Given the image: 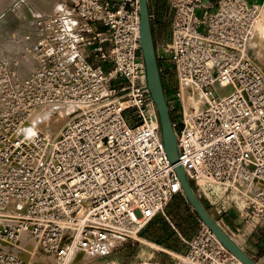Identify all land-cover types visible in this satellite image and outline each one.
Returning a JSON list of instances; mask_svg holds the SVG:
<instances>
[{
    "label": "built area",
    "instance_id": "2783aa9c",
    "mask_svg": "<svg viewBox=\"0 0 264 264\" xmlns=\"http://www.w3.org/2000/svg\"><path fill=\"white\" fill-rule=\"evenodd\" d=\"M205 2L172 0L171 39L158 48L176 73L179 163L219 212L235 207L264 225V70L251 58L261 7L219 0L209 10ZM140 23V0H76L39 19L36 71L7 73L0 232L30 231L58 264L110 255L114 237L139 238L185 195L148 86ZM43 104L74 107L56 134L25 130ZM186 242L191 264H238L204 222ZM0 264L32 263L0 245Z\"/></svg>",
    "mask_w": 264,
    "mask_h": 264
},
{
    "label": "rangeland",
    "instance_id": "374dc122",
    "mask_svg": "<svg viewBox=\"0 0 264 264\" xmlns=\"http://www.w3.org/2000/svg\"><path fill=\"white\" fill-rule=\"evenodd\" d=\"M75 2L76 0H0V116L5 111L1 105V94L3 91H6L7 73L9 76L15 73L19 79L28 76L22 73L19 74L18 65L23 58L29 56L28 53L31 57L33 56V40L38 30L39 19L53 14L57 9V11L61 10L60 12H62L64 7H71ZM256 4L261 7V17L264 12V1H259ZM158 48L157 54L159 58ZM253 49L255 53V46H253ZM159 62L160 67H162V59L159 58ZM162 76L164 81H166L167 88L170 89L169 86L172 85V92L175 94L176 73L174 68L163 62ZM10 82L11 84L14 83L13 78L10 79ZM13 113L16 114L15 111ZM171 115L173 119L181 117L179 105L177 109H172ZM67 119L68 115L64 123ZM64 123L57 130H49V133L57 132ZM200 197L204 201L205 198L203 196ZM138 240L139 238L118 240L116 249L110 255L97 258H84L72 264H153V261H164V264H191L187 253L181 254L179 257H173L167 253L157 252L158 257L151 259L150 254L153 249L145 241ZM39 253L36 251L34 254L41 256ZM34 254L30 255L29 258L31 261L36 262L34 258L37 256ZM53 264H58V262L54 260Z\"/></svg>",
    "mask_w": 264,
    "mask_h": 264
},
{
    "label": "crops",
    "instance_id": "0c3cea01",
    "mask_svg": "<svg viewBox=\"0 0 264 264\" xmlns=\"http://www.w3.org/2000/svg\"><path fill=\"white\" fill-rule=\"evenodd\" d=\"M218 1L206 0L203 7L215 10L218 7ZM249 1L256 4L262 0ZM149 6L154 39L158 48L171 39L174 7L172 0H149ZM164 85H166L167 99L174 107L176 99L171 89L172 85L169 86L170 89L167 88L166 81ZM204 202L228 233L236 238L254 259L264 264V225L245 219L235 207L219 212L206 198ZM202 223L203 220L188 198L183 194H178L145 226L138 241H145L153 249L150 254L151 259L158 257L157 252L179 257L181 254L188 253L189 247L186 240L194 236ZM163 262L153 261V264H164Z\"/></svg>",
    "mask_w": 264,
    "mask_h": 264
},
{
    "label": "water",
    "instance_id": "95a60500",
    "mask_svg": "<svg viewBox=\"0 0 264 264\" xmlns=\"http://www.w3.org/2000/svg\"><path fill=\"white\" fill-rule=\"evenodd\" d=\"M140 15L141 49L146 64L148 86L159 113L161 133L166 151L171 161L176 164V170L181 179L185 196L196 209L203 222L209 225L229 251L239 256L246 264H261L250 256L213 216L205 202L194 189L185 168L179 163V144L157 54L149 0H140Z\"/></svg>",
    "mask_w": 264,
    "mask_h": 264
},
{
    "label": "bare ground",
    "instance_id": "6f19581e",
    "mask_svg": "<svg viewBox=\"0 0 264 264\" xmlns=\"http://www.w3.org/2000/svg\"><path fill=\"white\" fill-rule=\"evenodd\" d=\"M57 10L55 12H53V14L61 11V10H59V11H57ZM259 18L260 19L258 20V23H257L258 24L257 25V32L254 35V38L252 40L253 46H255L256 50H255V53H254V49L252 50L251 58L264 70V67H262V65H264V61H263V59H264V12L261 15V17H259ZM36 35H37V33H36ZM28 55H29L28 57H25V58H23V60H21V63L19 62V65H18L19 74L22 73L24 75L29 76L36 71L38 62L35 58H33V56L31 57V55L29 53H28ZM254 55H255V58H254ZM188 101H190L192 103H196V104L202 103V99L198 98V97L189 98ZM73 111H74V107L72 105L43 104V105L37 107L31 113V115L29 117V122L27 123V125H24V127L26 130L35 129V130H42L44 132L49 133L50 132L49 130H57L64 123V121L68 115V119L66 120V122L63 125V126H65L67 121L70 118H72ZM63 126L57 132L50 133V134L58 133L59 131H61ZM7 214L9 215V213H7ZM9 216H11V215H9ZM10 221L13 224H15L17 222V219L10 217ZM204 224L209 227V225L207 223L204 222ZM233 239L243 248V246L239 243V241L236 238L233 237ZM113 240H114V242H117L118 240H120V237L116 236L113 238ZM0 245H1V247H3L4 249H6L10 252H17V253L21 254L23 257H25L26 260H28L32 264H53L54 260H55L53 255L51 253L47 252L43 248L41 241L37 236H35L30 231L22 229V228L19 229V235L16 239L10 238L9 236L0 232ZM36 251L40 252L39 254H41V256H38V254H34ZM33 254L37 256L34 258V260H36V262L31 261L29 258L30 255H33ZM234 255L237 258L238 264H246L239 256H237L236 254H234Z\"/></svg>",
    "mask_w": 264,
    "mask_h": 264
}]
</instances>
